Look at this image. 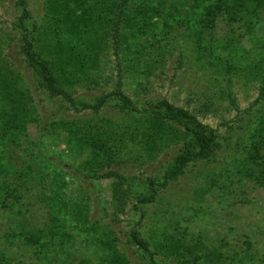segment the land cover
<instances>
[{"label":"rangeland","instance_id":"1","mask_svg":"<svg viewBox=\"0 0 264 264\" xmlns=\"http://www.w3.org/2000/svg\"><path fill=\"white\" fill-rule=\"evenodd\" d=\"M17 1L0 0L2 60L21 73L32 88L41 118L29 126L27 135L16 139L0 135V162L5 168L1 181L7 185L0 192V255H5L10 264H107L109 251L101 240L110 234L131 264H144L142 251L129 241L134 228L150 242L163 239L164 232L184 235L189 241L201 239L236 258L227 264H264V186L256 175L248 176L236 167L239 160L244 162V144L249 143L264 113V100L256 102L260 80L244 74L228 75L222 66L200 60L196 37L187 24L176 26L172 22L174 29H168L164 20L154 21L155 39L161 42L145 50L136 72L123 79L124 89L135 102L167 98L196 110L203 122L218 130L223 149L216 161L191 165L155 203L135 207L134 200L125 211L116 212L110 202L111 182L93 181L79 173L83 158L70 150L64 132L51 122L116 121L121 114L111 104L99 114L75 112L64 100L51 99L36 87L34 75L24 67L18 53L19 31L15 25L21 10ZM28 1L33 14L40 18L44 0ZM262 19L254 36L245 43L246 52L240 53L243 64L264 51V12ZM151 42L156 43L154 38ZM101 75L98 89L80 88L84 100L94 101L102 92L115 89L118 58L113 51L104 58ZM233 99L242 113L232 105ZM209 102L214 106L208 111L203 106ZM171 154L168 150L151 164H128V172L144 179L161 175ZM71 200L88 206L89 226L97 225V231L72 223ZM248 242L252 258L246 255Z\"/></svg>","mask_w":264,"mask_h":264},{"label":"trees","instance_id":"2","mask_svg":"<svg viewBox=\"0 0 264 264\" xmlns=\"http://www.w3.org/2000/svg\"><path fill=\"white\" fill-rule=\"evenodd\" d=\"M17 5L21 10L15 25L19 31L18 53L24 67L34 75L36 87L51 99L64 100L75 112L99 114L111 104L121 114L116 121L104 118L83 124L51 122L64 132L70 150L83 158L78 172L93 181L111 182L110 202L116 212L125 211L134 200L135 207L155 203L191 165L216 161L223 149L218 130L203 122L196 110L178 106L167 98L135 102L124 89L123 79L136 72L135 66L141 64L145 50L161 42L155 39L154 21L164 20L168 29H174L172 22L176 26L187 24L196 37L200 60L217 68L222 66L228 75L244 74L260 80L256 102L264 100V51L245 64L240 55L246 52L245 43L263 20L264 0H44L40 18L33 14L28 0H18ZM158 47L161 51L162 46ZM110 51L118 58L115 89L102 92L94 101L84 100L80 88L101 87L103 62ZM231 102L242 113L235 100ZM213 106L209 102L203 107L209 111ZM40 118L32 88L21 73L2 60L0 50L1 137L27 135L29 126ZM168 150L171 158L161 175L144 179L128 172V164H151ZM244 150L247 156L244 162H236V167L248 176L256 175L264 186V113ZM3 171L0 162V192L7 187L1 181ZM71 214L74 225L97 231V225L89 226L86 204L72 201ZM64 222L68 223L67 218ZM129 236L130 244L142 251L144 264H227L236 259L221 247L209 246L201 239L189 241L184 235L164 232L163 239L150 242L133 228ZM101 242L109 251L107 264H131L116 238L106 234ZM251 248L248 242L249 258L253 257ZM0 264H10L5 255H0Z\"/></svg>","mask_w":264,"mask_h":264}]
</instances>
